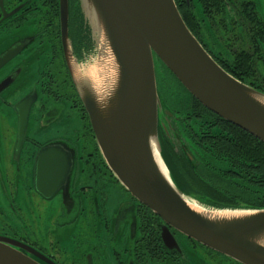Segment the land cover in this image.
<instances>
[{"label":"flooded vegetation","instance_id":"obj_1","mask_svg":"<svg viewBox=\"0 0 264 264\" xmlns=\"http://www.w3.org/2000/svg\"><path fill=\"white\" fill-rule=\"evenodd\" d=\"M227 1L209 34L197 0H183L202 24L196 39L203 48L233 77H247L252 61L258 71L246 84H253L264 77V43L257 55L240 5L253 2L260 17L257 4ZM73 4L68 0V25L81 52L84 29L73 26L79 20ZM9 19L25 30L12 42ZM18 47L0 62V239L18 241L54 264H241L170 226L176 247H167L161 218L109 169L65 60L58 0H0V57ZM156 86L168 111L158 133L173 167H179V181L190 187L192 177L202 182L200 191L191 187L197 196L220 188L230 197L258 201L259 195L250 196L253 184L247 179L219 178L223 167L235 168L228 159L237 154L233 145L245 148L248 140L240 141L245 131L194 105L164 67ZM26 97L32 103L21 140L14 106ZM226 146L230 150L223 153Z\"/></svg>","mask_w":264,"mask_h":264},{"label":"water","instance_id":"obj_2","mask_svg":"<svg viewBox=\"0 0 264 264\" xmlns=\"http://www.w3.org/2000/svg\"><path fill=\"white\" fill-rule=\"evenodd\" d=\"M58 3L65 60L101 154L132 196L161 218L165 245L176 247L170 226L241 264H264V208H216L178 186L158 135L168 111L156 86L155 61L205 108L262 143L264 93L237 80L211 57L174 0H77L92 39L81 59L71 46L68 0ZM20 49L11 48L0 62ZM86 61L96 64L97 74L79 71ZM31 103L26 97L14 106L21 140ZM0 264L54 263L5 238L0 239Z\"/></svg>","mask_w":264,"mask_h":264},{"label":"trees","instance_id":"obj_3","mask_svg":"<svg viewBox=\"0 0 264 264\" xmlns=\"http://www.w3.org/2000/svg\"><path fill=\"white\" fill-rule=\"evenodd\" d=\"M175 4L178 8V11L183 18L185 24L191 31V33L196 37L200 38L199 32L200 29H202V24L200 23V20L197 18V16L192 12V10L184 4L183 0L181 2V5L179 3V0H174ZM199 5L202 8V14H203V22L205 21L209 27L205 24L204 30L210 34V24L216 25V19L220 16L223 15L226 5L228 4L227 0H197ZM240 7H243L246 15L245 19L248 21L250 25V39L254 43L255 50L257 51V55H260L261 47L260 45H263L264 43V22L260 19V17L257 15L255 11V5L253 2H244ZM74 12L76 14V17L79 19L78 24H74L73 26L75 28L82 27L84 30L81 33V36L83 38V45L81 52H77L75 50V45H74V39L72 36V31L69 28V34L71 37V45L73 48L74 54L77 56V58L81 59L82 54L84 51H88L92 47V39L90 36V31L88 27L85 25L82 15L80 13V9L78 7L77 0H74L73 4ZM203 30V29H202ZM253 56V55H251ZM160 67H164L167 69L161 62ZM258 70L254 69V64L252 61L250 62V68L248 71V76L244 78H240L237 75L234 76L237 80L243 83H249V79L251 78V75L255 73ZM250 72V73H249ZM254 83H250L251 87L254 89L264 93V77L254 79ZM189 99L192 101L194 105L200 106V102L197 101L192 95L188 93ZM163 102V101H162ZM165 109L167 107L165 106ZM165 116V114H163ZM242 132V131H240ZM242 136L246 137L241 139L240 141H247V143H244V147L235 144L232 147V150L235 149L237 154L233 159H228V161L232 162L234 164L233 170H227L226 167H223L222 173L219 175V178H224L227 177L226 174H232V175H237L241 179H247L248 182L252 183L253 186L250 190V196L254 197L256 195H259L260 197L258 198V201L256 200H249V201H244L240 197H230L229 194H231L230 191L227 190H222L218 188L217 190L211 191V193H208L206 195L203 193L200 196L196 195L192 188H195V190L200 191L201 190V185L202 182L196 180L194 177H192L191 184L192 186L188 188L187 184H182L179 179H178V172H180L179 167L174 168L173 163L171 161V158L167 154L165 147L163 145V142L160 139V144L163 150V154L165 159L168 162L169 168L171 169V172L173 173L174 177L176 178L178 186L187 194H192L195 197H198L200 200H202L204 203H206L209 206H213L216 208H250V209H261L264 208V143L253 137L252 135L242 132ZM159 135V133H158ZM229 147L226 146L223 148V153L225 151H229ZM179 170V171H178ZM242 194L244 191H240ZM237 192V193H240ZM232 193H235L233 191ZM263 197V198H262ZM193 241V240H192ZM194 242V241H193ZM196 242V241H195Z\"/></svg>","mask_w":264,"mask_h":264},{"label":"rangeland","instance_id":"obj_4","mask_svg":"<svg viewBox=\"0 0 264 264\" xmlns=\"http://www.w3.org/2000/svg\"><path fill=\"white\" fill-rule=\"evenodd\" d=\"M9 1H11V0H9ZM252 1L256 2L257 11H258L260 17L264 20V0H252ZM196 14L198 16H200V8H199V6H197ZM9 24H10L9 40H10V42H12L18 36H21L25 30H23V26H18L17 27L18 23L15 22V21H12L10 19H9ZM26 28H28L29 30H32L30 27H26ZM79 68H80L79 71L87 70V72H86L87 75H95V74H97V71L95 69L96 68V64L94 62L86 61L84 64L79 65ZM155 68H156V80L159 81L160 80L161 67H160V63H159L158 60L155 61ZM64 112L67 113L66 111H64ZM231 214H233V213H231Z\"/></svg>","mask_w":264,"mask_h":264},{"label":"bare ground","instance_id":"obj_5","mask_svg":"<svg viewBox=\"0 0 264 264\" xmlns=\"http://www.w3.org/2000/svg\"><path fill=\"white\" fill-rule=\"evenodd\" d=\"M95 69H96V68H95ZM94 74H95V73H94ZM190 207H192V208L195 209V210L201 211L200 208H198V207H196V206H194V205H191V204H190ZM231 213H233V212H227V214H231ZM233 214L238 215L239 212H235V213H233Z\"/></svg>","mask_w":264,"mask_h":264}]
</instances>
